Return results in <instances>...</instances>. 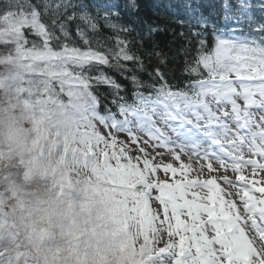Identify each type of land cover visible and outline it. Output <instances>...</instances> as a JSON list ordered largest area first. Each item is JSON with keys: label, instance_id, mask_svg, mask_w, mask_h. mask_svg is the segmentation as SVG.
Listing matches in <instances>:
<instances>
[{"label": "snow or ice", "instance_id": "6c2138e0", "mask_svg": "<svg viewBox=\"0 0 264 264\" xmlns=\"http://www.w3.org/2000/svg\"><path fill=\"white\" fill-rule=\"evenodd\" d=\"M125 7L0 4V135L19 144L27 118L48 219L77 195L99 206L112 264H264V0H152L147 23ZM9 211L0 264H41Z\"/></svg>", "mask_w": 264, "mask_h": 264}, {"label": "rangeland", "instance_id": "374dc122", "mask_svg": "<svg viewBox=\"0 0 264 264\" xmlns=\"http://www.w3.org/2000/svg\"><path fill=\"white\" fill-rule=\"evenodd\" d=\"M17 116L20 117V127L24 130L20 142L12 143L6 136L0 135V160H5V157L12 160L9 164L13 165L14 169L10 170L8 180L17 179L22 187L28 184L29 180L43 176L48 184L39 185L36 193L40 196L41 190L51 186V175L46 176L41 171L32 169L29 161L37 154L35 151H28L32 148V125L19 112ZM119 135L121 139L126 138L124 133ZM159 151L166 150L161 148ZM45 152L47 154V147ZM46 159H56L55 149L51 150V155H47ZM183 159L187 162V157ZM196 160L197 158L193 157L194 165ZM229 175L234 178L231 172ZM13 189L14 193L11 191V194L18 202L14 207H8L10 211L5 213V216L17 222L22 235L36 232L37 236H42L36 242L37 247L33 252L39 257L41 264H112L117 256L121 233L110 219H98L103 216L99 206L86 205L83 195H77L73 197L71 206L68 203L59 206L49 220V213L44 211L46 205L42 203L47 198L46 195L32 198L25 192L18 193L17 186H13ZM2 198L3 195L0 196V212H3ZM86 221L90 222L86 224ZM127 231L129 235L133 234L135 226H131Z\"/></svg>", "mask_w": 264, "mask_h": 264}, {"label": "trees", "instance_id": "16d2710c", "mask_svg": "<svg viewBox=\"0 0 264 264\" xmlns=\"http://www.w3.org/2000/svg\"><path fill=\"white\" fill-rule=\"evenodd\" d=\"M102 3H116L119 5L120 12H121V18L123 20L129 19L128 10L126 9L125 5L128 3V0H100ZM251 2L255 5L257 3V0H251ZM4 0H0V4H3ZM137 3L141 5V8L139 10V17H142L145 21V23L149 22L150 20H154L155 17L152 14L151 11V3L152 0H137ZM259 14L257 13V16ZM100 33L97 36V39L100 40L102 44H104L105 47H115V36L116 34L106 26H104L103 19L101 18L100 21ZM135 35V33H133ZM157 39L163 40L165 39L164 36H158ZM130 67V65H129ZM110 74L116 75V78L119 79V75L116 72L115 69L108 70ZM178 76L181 75L179 72L176 73ZM185 79L186 74H185ZM106 91V90H104ZM113 112H116V108H112ZM119 118V117H118ZM10 161H12L10 158L5 157V160H0V196L3 195L4 198H2L1 206L4 209V206L7 207H14L15 204L18 202L13 194H11V191L14 193L13 186H17L18 193H27L32 198H40L42 195H46V190L40 191V196H38V193H36L37 189L39 188L40 184H48V181L43 177H39L36 180H29L28 184H25L23 187L21 186V182L17 179H9L10 176V170L14 169V166L9 164ZM32 201V200H29Z\"/></svg>", "mask_w": 264, "mask_h": 264}]
</instances>
